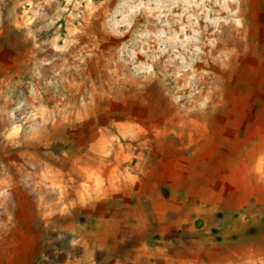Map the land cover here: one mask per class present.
<instances>
[{
    "label": "rangeland",
    "instance_id": "374dc122",
    "mask_svg": "<svg viewBox=\"0 0 264 264\" xmlns=\"http://www.w3.org/2000/svg\"><path fill=\"white\" fill-rule=\"evenodd\" d=\"M147 249L264 264V0H0V264Z\"/></svg>",
    "mask_w": 264,
    "mask_h": 264
},
{
    "label": "crops",
    "instance_id": "0c3cea01",
    "mask_svg": "<svg viewBox=\"0 0 264 264\" xmlns=\"http://www.w3.org/2000/svg\"><path fill=\"white\" fill-rule=\"evenodd\" d=\"M126 241L129 242L130 239H126L122 242H124V244L126 245V244H128ZM116 242L117 243L115 245L121 244V243H118L119 241H116ZM145 251H146L145 254L139 255V257L137 258L138 264H157L159 262V257L157 256L155 251H153L151 249H147ZM114 264H125V259H122L121 261L117 260V261H115Z\"/></svg>",
    "mask_w": 264,
    "mask_h": 264
}]
</instances>
